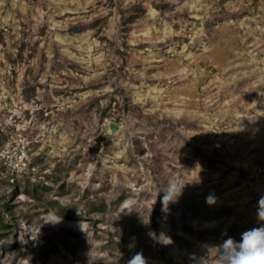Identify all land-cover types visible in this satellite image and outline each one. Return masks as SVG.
I'll return each mask as SVG.
<instances>
[{"label":"rangeland","instance_id":"1","mask_svg":"<svg viewBox=\"0 0 264 264\" xmlns=\"http://www.w3.org/2000/svg\"><path fill=\"white\" fill-rule=\"evenodd\" d=\"M262 195L264 0H0V264H200Z\"/></svg>","mask_w":264,"mask_h":264},{"label":"clouds","instance_id":"2","mask_svg":"<svg viewBox=\"0 0 264 264\" xmlns=\"http://www.w3.org/2000/svg\"><path fill=\"white\" fill-rule=\"evenodd\" d=\"M185 185L179 177H171L167 180L165 187L158 192V194L163 193L161 197L162 213L167 214L169 212V205L178 202L179 198L183 195ZM216 202L217 198L213 194H209L206 197V203L209 206L215 205ZM255 216L257 225L242 232L239 240L227 237L219 244L206 246L208 252L200 264L207 260L210 249L215 250L217 253L215 258L216 264H264V195L260 196L257 201ZM149 223L150 212L145 224ZM149 235L155 241L164 245L172 242L171 238L163 232L159 237L153 232H150ZM127 264H148V261L141 251L135 253L127 261Z\"/></svg>","mask_w":264,"mask_h":264},{"label":"trees","instance_id":"3","mask_svg":"<svg viewBox=\"0 0 264 264\" xmlns=\"http://www.w3.org/2000/svg\"><path fill=\"white\" fill-rule=\"evenodd\" d=\"M105 208H106L105 204H102L101 207H98L95 211L104 212ZM61 213L64 215V217H68V215L65 212L61 211ZM69 219H70V217H69Z\"/></svg>","mask_w":264,"mask_h":264}]
</instances>
